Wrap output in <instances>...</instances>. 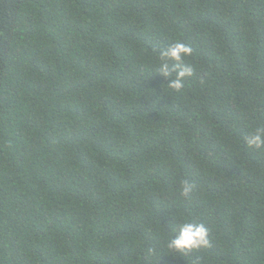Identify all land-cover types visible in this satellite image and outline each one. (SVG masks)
<instances>
[{"label":"trees","instance_id":"1","mask_svg":"<svg viewBox=\"0 0 264 264\" xmlns=\"http://www.w3.org/2000/svg\"><path fill=\"white\" fill-rule=\"evenodd\" d=\"M257 128L264 0H0V264H264Z\"/></svg>","mask_w":264,"mask_h":264},{"label":"clouds","instance_id":"2","mask_svg":"<svg viewBox=\"0 0 264 264\" xmlns=\"http://www.w3.org/2000/svg\"><path fill=\"white\" fill-rule=\"evenodd\" d=\"M192 55V48L183 42L176 41L168 47L159 50L158 72L170 81L168 88L179 93L184 88V81L194 75V68L185 64V58ZM245 143L249 149L264 148V128H257L246 138ZM193 186L187 181L181 185V195L187 197ZM209 231L204 223L185 220L179 225L174 238L167 241L169 250L188 253L207 249L210 247Z\"/></svg>","mask_w":264,"mask_h":264}]
</instances>
